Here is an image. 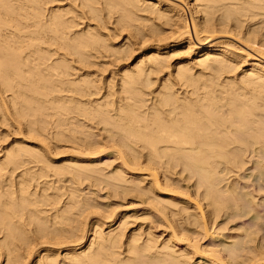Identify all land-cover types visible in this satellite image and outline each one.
I'll return each instance as SVG.
<instances>
[{
  "label": "bare ground",
  "instance_id": "1",
  "mask_svg": "<svg viewBox=\"0 0 264 264\" xmlns=\"http://www.w3.org/2000/svg\"><path fill=\"white\" fill-rule=\"evenodd\" d=\"M0 264H264V0H0Z\"/></svg>",
  "mask_w": 264,
  "mask_h": 264
},
{
  "label": "rangeland",
  "instance_id": "2",
  "mask_svg": "<svg viewBox=\"0 0 264 264\" xmlns=\"http://www.w3.org/2000/svg\"><path fill=\"white\" fill-rule=\"evenodd\" d=\"M65 2H66V1H65ZM65 2H64V3H65ZM132 208H133V207H132V205H131V207H129V209H132ZM123 209L126 210L127 208L124 207V208H122V209H120V210L118 209V210H119V211H124ZM131 214H132V212H131Z\"/></svg>",
  "mask_w": 264,
  "mask_h": 264
}]
</instances>
